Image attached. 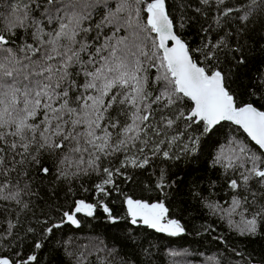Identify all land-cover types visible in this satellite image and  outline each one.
Masks as SVG:
<instances>
[{"label": "snow or ice", "instance_id": "6c2138e0", "mask_svg": "<svg viewBox=\"0 0 264 264\" xmlns=\"http://www.w3.org/2000/svg\"><path fill=\"white\" fill-rule=\"evenodd\" d=\"M199 3L204 8L195 12L207 17L213 3L219 9L226 0ZM251 3L264 11V0ZM8 8L0 13V209L16 212L17 221L8 220L0 239L12 234L19 215L29 209L23 197L35 194L39 177L67 182L71 191L73 180L97 176V192L109 195L106 186L115 183L114 176L131 179L122 169H144L153 157L194 156L201 136L216 134L225 122L264 150V106L243 99L264 91V73L243 93L233 88L248 64L242 41L249 38L251 11L235 18L240 22L235 32L221 35L223 17L240 11L226 6L211 18L215 29L201 26L207 36L192 48L175 30L166 0H17ZM177 143L179 153L172 151ZM214 164L240 177L228 185L234 193L226 213L230 228L247 237L264 232V151L257 155L228 139L218 145ZM165 176L162 169L155 185L161 192L169 187ZM124 204L132 225L142 223L168 236L185 231L160 200L128 196ZM93 210V204L77 200L44 232L64 223L79 227L77 214L92 216ZM103 211L117 221L107 206ZM41 246L35 243L36 249ZM35 260L0 254V264Z\"/></svg>", "mask_w": 264, "mask_h": 264}, {"label": "trees", "instance_id": "16d2710c", "mask_svg": "<svg viewBox=\"0 0 264 264\" xmlns=\"http://www.w3.org/2000/svg\"><path fill=\"white\" fill-rule=\"evenodd\" d=\"M15 2L17 0H0V13L8 12V6ZM226 6L239 7L240 11L223 17L219 30L221 35L236 31L240 23L236 17L245 12L252 13L247 25L249 38L242 41L248 64L242 67L240 78L233 84V88L243 93L260 73H264V28L261 26L264 11H261V5L252 4L251 0H226V5L219 9L213 3L206 17L194 10L196 7L204 8L199 0H166V10L176 24L175 30L192 48L200 45L202 37L207 36L200 31L201 26L208 28L212 24L215 29L211 18L220 15ZM182 17L185 26L180 28ZM94 19L99 21V17ZM3 24L0 20V28ZM121 34L116 35L119 37ZM216 35L213 31L212 36ZM243 99L255 101L258 107L264 106V91L258 96H243ZM217 127L219 131L216 134L201 136V150L194 156L181 154L178 160L153 157L144 169L131 166L122 169L131 179L114 176L115 183L106 186L109 195L97 192V176L73 180L71 191L67 182H53L51 177L37 178L32 187L35 194L23 197L30 201L29 209L19 215L12 234L0 239V254L13 260L34 255L36 260L32 264H264V232L255 237L240 236L228 224L226 213L234 195L228 186L229 181L240 177L231 170L225 173L219 164H214L218 145L228 139L239 140L257 155L261 151L240 130L236 131L235 126L225 122L223 127ZM189 134L198 133L189 129ZM172 151L179 153V143L173 146ZM47 166L51 167V161ZM162 169L169 184L164 192L155 188ZM149 187L153 190L149 191ZM128 196L164 202L170 218L177 220L185 231L178 236H168L142 223L132 225L124 204ZM77 200L93 204V215L78 214L79 227L64 223L60 228H54L51 234L45 233L44 229L59 223L63 211L72 210ZM209 204L219 207L213 211L207 207ZM104 206L117 218L115 223L103 211ZM248 207L252 210L251 206ZM231 219L235 223L240 216L233 215ZM8 220L16 222V212L0 209V231L7 229ZM29 228L33 231L29 232ZM37 242L42 245L39 249L35 248Z\"/></svg>", "mask_w": 264, "mask_h": 264}, {"label": "water", "instance_id": "95a60500", "mask_svg": "<svg viewBox=\"0 0 264 264\" xmlns=\"http://www.w3.org/2000/svg\"><path fill=\"white\" fill-rule=\"evenodd\" d=\"M233 126H235V125H233ZM236 127V126H235ZM242 133H243V131L242 130H240ZM245 136H246V138L252 143V144H254V142H252L251 140H250V138H248L247 137V135L245 134V133H243ZM255 145V144H254ZM257 148H258V146L257 145H255ZM260 151H264V150H260ZM73 210V209H72ZM78 215V214H77ZM79 215H82V216H87V215H84L83 213H79ZM67 224H69V223H67ZM71 225V224H70ZM72 226H74V225H72Z\"/></svg>", "mask_w": 264, "mask_h": 264}]
</instances>
